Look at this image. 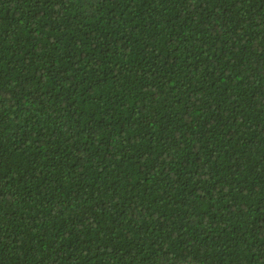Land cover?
<instances>
[{
  "label": "trees",
  "instance_id": "trees-1",
  "mask_svg": "<svg viewBox=\"0 0 264 264\" xmlns=\"http://www.w3.org/2000/svg\"><path fill=\"white\" fill-rule=\"evenodd\" d=\"M0 264H264V0H0Z\"/></svg>",
  "mask_w": 264,
  "mask_h": 264
}]
</instances>
